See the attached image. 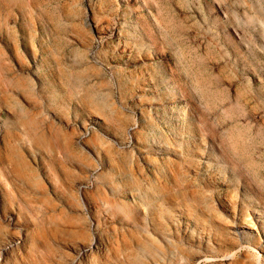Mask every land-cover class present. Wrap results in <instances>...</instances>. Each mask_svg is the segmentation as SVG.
<instances>
[{
    "label": "rangeland",
    "instance_id": "rangeland-1",
    "mask_svg": "<svg viewBox=\"0 0 264 264\" xmlns=\"http://www.w3.org/2000/svg\"><path fill=\"white\" fill-rule=\"evenodd\" d=\"M0 264H264V0H0Z\"/></svg>",
    "mask_w": 264,
    "mask_h": 264
},
{
    "label": "bare ground",
    "instance_id": "bare-ground-1",
    "mask_svg": "<svg viewBox=\"0 0 264 264\" xmlns=\"http://www.w3.org/2000/svg\"><path fill=\"white\" fill-rule=\"evenodd\" d=\"M174 113L177 115V116H181L183 114V112L181 111V109H175L174 110ZM152 144L156 147H159L160 145V142L157 140V139H153L152 141Z\"/></svg>",
    "mask_w": 264,
    "mask_h": 264
}]
</instances>
